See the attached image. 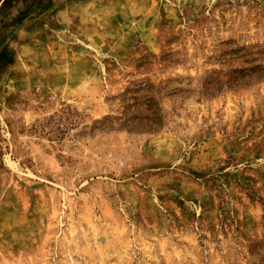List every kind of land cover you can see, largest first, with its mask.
Wrapping results in <instances>:
<instances>
[{
    "label": "rangeland",
    "instance_id": "obj_1",
    "mask_svg": "<svg viewBox=\"0 0 264 264\" xmlns=\"http://www.w3.org/2000/svg\"><path fill=\"white\" fill-rule=\"evenodd\" d=\"M0 264H264V0H0Z\"/></svg>",
    "mask_w": 264,
    "mask_h": 264
}]
</instances>
